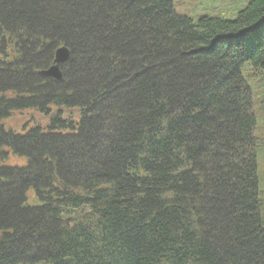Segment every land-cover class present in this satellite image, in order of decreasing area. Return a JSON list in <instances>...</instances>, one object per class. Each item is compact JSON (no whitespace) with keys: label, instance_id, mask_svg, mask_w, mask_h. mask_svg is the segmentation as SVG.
<instances>
[{"label":"trees","instance_id":"16d2710c","mask_svg":"<svg viewBox=\"0 0 264 264\" xmlns=\"http://www.w3.org/2000/svg\"><path fill=\"white\" fill-rule=\"evenodd\" d=\"M256 90L264 0H0V264H264Z\"/></svg>","mask_w":264,"mask_h":264},{"label":"rangeland","instance_id":"374dc122","mask_svg":"<svg viewBox=\"0 0 264 264\" xmlns=\"http://www.w3.org/2000/svg\"><path fill=\"white\" fill-rule=\"evenodd\" d=\"M250 1L251 0H173L175 11L179 15L188 16L195 21L203 16L233 20ZM256 91L257 94L255 97L254 111L257 116V129L255 135L258 139L259 148L258 174L261 179L263 200L261 213L264 217V104L262 103L264 100V94H262V90ZM16 117L20 118L21 116L16 114ZM15 124H18V121H15ZM20 163L18 162V164Z\"/></svg>","mask_w":264,"mask_h":264},{"label":"water","instance_id":"95a60500","mask_svg":"<svg viewBox=\"0 0 264 264\" xmlns=\"http://www.w3.org/2000/svg\"><path fill=\"white\" fill-rule=\"evenodd\" d=\"M70 52L66 48H60L55 54L54 65L49 67L47 70H42L41 75L61 80L63 78L60 66L69 60Z\"/></svg>","mask_w":264,"mask_h":264},{"label":"bare ground","instance_id":"6f19581e","mask_svg":"<svg viewBox=\"0 0 264 264\" xmlns=\"http://www.w3.org/2000/svg\"><path fill=\"white\" fill-rule=\"evenodd\" d=\"M67 49V48H66ZM70 52V51H69ZM70 58V57H69Z\"/></svg>","mask_w":264,"mask_h":264}]
</instances>
